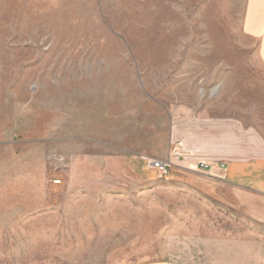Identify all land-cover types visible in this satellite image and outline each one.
I'll return each mask as SVG.
<instances>
[{"label":"rangeland","instance_id":"1","mask_svg":"<svg viewBox=\"0 0 264 264\" xmlns=\"http://www.w3.org/2000/svg\"><path fill=\"white\" fill-rule=\"evenodd\" d=\"M243 10L0 0V264H264V222L210 178L224 162L163 175L148 162L184 159L194 131L226 150L264 137Z\"/></svg>","mask_w":264,"mask_h":264},{"label":"crops","instance_id":"2","mask_svg":"<svg viewBox=\"0 0 264 264\" xmlns=\"http://www.w3.org/2000/svg\"><path fill=\"white\" fill-rule=\"evenodd\" d=\"M243 2L244 31L259 40V53L264 61V0H243ZM185 135H190L193 141H187L185 136L178 144L179 146H176L186 154L184 159L173 156L170 150L167 157L161 160L170 159L175 165H181L189 170H198L199 162L207 156H211L217 162H224L225 169H221L217 163V168L213 169V175L210 178H215L233 188V202L252 220L264 222V137L255 129L254 132L252 130V137L247 138L246 134H239L237 138H234L237 143L233 148L226 150L223 146L221 148L220 145L216 146V143L206 146L205 136L201 131ZM175 139L177 141V136ZM217 139L215 135L214 142Z\"/></svg>","mask_w":264,"mask_h":264},{"label":"built area","instance_id":"3","mask_svg":"<svg viewBox=\"0 0 264 264\" xmlns=\"http://www.w3.org/2000/svg\"><path fill=\"white\" fill-rule=\"evenodd\" d=\"M148 162H149V167L157 170L160 175L166 174L172 164V161L170 159L168 160L149 159ZM209 166H210L209 163L201 162V167L203 169H207Z\"/></svg>","mask_w":264,"mask_h":264}]
</instances>
